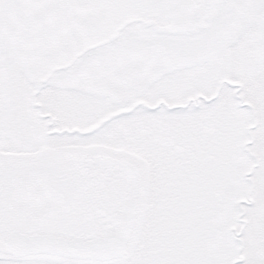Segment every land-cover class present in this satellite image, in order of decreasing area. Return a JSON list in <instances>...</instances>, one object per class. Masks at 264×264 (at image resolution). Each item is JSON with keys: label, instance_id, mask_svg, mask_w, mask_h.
I'll return each mask as SVG.
<instances>
[{"label": "snow or ice", "instance_id": "6c2138e0", "mask_svg": "<svg viewBox=\"0 0 264 264\" xmlns=\"http://www.w3.org/2000/svg\"><path fill=\"white\" fill-rule=\"evenodd\" d=\"M0 264H264V0H0Z\"/></svg>", "mask_w": 264, "mask_h": 264}]
</instances>
